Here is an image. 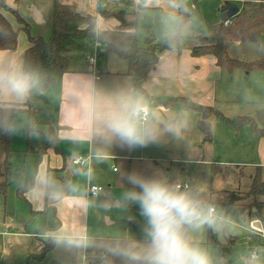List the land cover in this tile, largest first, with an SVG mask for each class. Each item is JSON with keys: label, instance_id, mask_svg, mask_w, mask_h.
I'll return each mask as SVG.
<instances>
[{"label": "crops", "instance_id": "1", "mask_svg": "<svg viewBox=\"0 0 264 264\" xmlns=\"http://www.w3.org/2000/svg\"><path fill=\"white\" fill-rule=\"evenodd\" d=\"M56 1L19 0L16 5L15 0H6V4L18 10L21 19L29 25L31 35L49 39L52 35ZM130 1L135 3L136 8L139 9L148 6H145L142 0ZM157 1L160 4L161 1L167 0ZM225 1L230 5L235 2L244 5L247 0ZM59 2L63 5L75 6L83 15L96 17V29L102 31L115 30L119 22L114 17L104 18L101 12L137 14L139 16V11H121L127 0H59ZM238 10L241 11V9ZM0 12L6 17L12 29L19 32L16 50L0 51V71L23 72L24 56L31 47L29 36L23 30L24 25L19 19L1 7V0ZM184 37L183 44L186 45L184 51L181 53L175 50L163 52L160 55L159 63L151 71L141 90L137 89L135 79L126 75L129 67L126 60L116 54L121 60L103 58L105 48L98 49L95 54V43H91L87 39H71L66 43L63 56L67 62V72L58 75L55 83L43 93L47 109L39 118L41 121H46L47 127H52L48 132L51 133L53 139L52 147L47 152L44 151V154L40 152L46 141L45 132L42 129L30 132L27 128L28 116L26 114L18 115L13 123L12 141L15 140L17 125H22L23 130L28 133V149L23 153L37 154L40 158L38 162L40 168L36 179L34 178L30 185L27 184L26 187H20L16 191L17 198L25 200L30 206L26 216L32 224L29 225V222L28 226H15L16 215L8 216L4 208L0 222V234L4 237L3 248L0 252L2 264H9V260L10 264H32L31 261H27L29 257H34L35 260H39L38 262H44L46 258L51 259L58 249L56 243L53 250L43 257L41 254L46 246L45 242L53 239L56 234H84L88 237L86 234L88 226L82 219L85 218V212L88 213L89 203L101 196L97 198L89 196V186L102 187L103 185L100 184L108 186L102 195L104 194L112 203L119 205L117 199H114L112 188L114 186L116 188L117 186L127 187L128 183L125 177L136 169L160 170L159 162L165 164L160 159L161 154L163 156L166 152L171 154V151L177 148L182 153L189 151L191 154L197 153L203 156V142L212 141L213 137L211 140H206L205 134L198 127L201 121L210 124V131L220 121L233 131L234 148L232 153L227 159L219 160V164L227 166L235 173L238 172V176L248 177L251 183L250 190H252L256 179L260 178L264 181V129L258 122L260 113L264 111V70L247 71L241 67L228 70L221 68L214 56L193 57L192 49L196 46L193 44L194 46L191 48L187 45L189 44L187 41L193 38ZM242 45L250 46L251 44L236 43L234 46ZM164 55L166 56L162 60ZM232 58L245 63L264 60V58L252 61H248L246 57L244 59ZM101 59L102 62H100ZM92 60H94V69L91 70L89 66H91ZM117 65L119 69L114 70ZM237 70L245 72L243 85L251 86L250 92L244 95V103H237V96L240 95V92L235 88L219 90L217 84L219 77L222 76L220 72L226 71L233 77ZM237 85L242 84L239 82ZM29 95L26 98H17L7 89L0 88V108H6L8 104H24ZM124 96L139 98L148 108L150 114L147 123L155 130V142L144 147L129 149L118 147L115 143H108L104 140L96 116L114 106ZM241 104L245 105V108H241ZM197 108L210 109L212 110L210 112H217L228 120L238 117L247 118L252 121L253 126L231 125L217 117L216 114L206 119ZM169 125L180 126L179 135L169 132L167 130ZM25 135L23 134V137ZM19 139L22 140V137L20 136ZM11 155L13 158V151H11ZM89 156L86 168L79 169L72 165L73 159ZM116 162H119L123 173L118 175L115 181H111L106 177V173L111 170L113 173L116 172ZM0 167H2L1 161ZM67 169L74 170L71 171L74 174L68 176L69 180H72L71 188L69 187V193L65 195V187H63V196L59 198V202H55V197L49 192L52 176L57 174V178L58 174L66 173ZM84 172H87V175L80 176ZM8 173L4 172L3 167L1 168L0 183L7 180ZM245 173H249V176ZM20 189H27L22 193L23 196L19 193ZM8 190L7 186L5 195L0 194V198L5 199V205ZM255 196L260 197L259 202L262 204L260 208L253 207L249 212L238 211L242 213L248 226L252 219L259 218L264 230L262 216L264 195ZM226 197L227 205L233 208L229 202L230 196ZM40 215L45 218L44 226L40 225V220L39 225L36 224ZM52 216L55 221L52 220ZM106 218L109 224H113L109 217L106 216ZM65 224L68 226L66 227ZM252 235L256 239H264V236ZM96 239L100 238L94 240ZM91 248H80L85 255L84 259L89 263L93 261L88 259ZM66 249L59 246V264H68L62 261L64 258L60 256V253ZM102 264L110 263L103 260Z\"/></svg>", "mask_w": 264, "mask_h": 264}, {"label": "rangeland", "instance_id": "2", "mask_svg": "<svg viewBox=\"0 0 264 264\" xmlns=\"http://www.w3.org/2000/svg\"><path fill=\"white\" fill-rule=\"evenodd\" d=\"M179 1L195 11L193 18L183 28L184 36L189 38L199 36L207 39H214L218 36V31L223 24V11L229 6L225 0ZM249 1L250 0H247V2ZM251 1L253 2V0ZM158 2L159 1L157 0H152V3L148 4L147 8L139 9L136 8L135 3L127 0L121 9V11L126 12L139 11L138 36L143 45L147 44L148 37L155 38L157 42L163 43L166 41L169 34H175L179 29V6L177 3L174 0L161 1L160 4ZM231 4L236 6L238 9H241V11L244 6L243 3L240 2ZM8 13L15 16L12 12ZM190 40L187 41L189 44L186 43L189 45L188 47L192 48L194 46L193 44H195V46L200 44L197 39ZM103 52V58L121 60L113 53L106 50ZM230 54L232 57L240 59H244L246 57L248 61L257 59L261 60L264 58V36L260 44L257 45L233 46L232 49H230ZM165 56L166 55L162 57V60H164ZM100 62H102V59ZM115 67L116 68L114 70L119 69L118 65ZM220 74H222V76H220L217 81L219 90L221 88H235L240 92V95L237 96V103H244V95L249 93L251 89V86L243 85L245 72L237 70L235 71L233 77H231L226 71L220 72ZM239 82L242 85H237ZM25 103L23 104L22 109L30 112L32 103ZM240 106L241 108H245V105L243 104ZM213 119L216 121L215 118ZM49 128L51 129L52 127H47L46 121L36 122L34 126V129H42V131L45 132V135H43L46 141L44 147L42 148L45 152L52 147L51 143L53 139L51 133H48ZM232 132V129H228V127L220 121L218 122V125L216 124L211 129V137H213V140L203 142V156H200L197 153L191 154L189 151L182 153L176 148L171 151V154H169V152H166L164 156L161 154L160 159H162L165 164L159 162L158 168H160V170L154 171L152 169L144 168L145 170L136 169L134 172L146 178L159 179L165 184H170V186L173 187H176L177 185H188L190 190L184 189L182 192L187 191L191 195L200 196L204 194L203 199L208 202H206V205H211L216 209L217 228L214 229L205 226L200 230L191 231L190 237L193 241L198 243L200 247L208 251L210 256L213 258L214 264H221L222 260L219 257L217 246L210 244V229H212V231L217 235L219 241L222 243H224L228 237H233L237 240V246L230 258L225 261V264H247L253 250H256L258 253L259 260L257 261V264H264V239L259 240L253 237L252 233L247 229L248 225L246 219H244L242 213L240 212H249V210L253 207L260 208L262 205L259 202L260 197L255 196V194L251 192V183L249 182L248 177L238 176V172L235 173L227 166L218 163L219 160L227 159L229 154L232 153L234 148ZM23 134L26 135L23 137ZM14 136L15 140L12 141L13 143L11 147V151L14 152V155L10 161V171L9 173L7 172L9 190L6 196V205L4 203L5 199L3 197L0 198V222L5 208L8 216H13L14 214L16 215L17 219H15V226H28L30 221L27 220L28 217L26 214L29 212L30 206L25 200L17 198L16 191L20 187L24 188L27 184L30 185L32 180L34 178L36 179L37 172H39L40 168L38 166L40 158L34 153H23L28 149V133L23 130L22 125H17ZM20 136L22 137V140L19 139ZM115 167L117 168L116 172L113 173L111 170L106 173V177L111 181H115V179L118 178V175H122L123 173V169L121 168L119 162H116ZM1 168L2 167H0V171ZM69 169L66 170V173H61V175L58 174L59 178H56L57 174L52 176L49 189L50 193L53 190L62 191V193H64L63 187H65V195L69 193V187L71 188L70 184L72 180H69L68 176L70 174H74V172L71 173V171L74 170ZM245 174L249 176V173ZM85 175H87V172H84L80 176ZM240 175L243 176V174ZM100 185H103L102 187L104 189L108 187L104 186V184ZM130 187L131 186L129 184L127 187L117 186L116 188L114 186L112 188V191H114V199H117V202L120 201L122 194ZM39 191L40 190L38 189L37 192L39 193ZM226 196H230L229 202L236 210L227 205L228 201ZM54 201L59 202V198H55ZM87 210L88 213L85 212V218L82 219L84 224L88 226V232L86 233L89 238L88 245L86 246L87 248L92 247L95 238L128 240L125 243H122L123 247L132 244L140 245L144 242L145 237L142 232L144 218L140 215L138 206L132 205L125 207L122 203L117 205L107 199V196L101 194L99 199L92 200L89 203V208ZM74 212L76 213V211ZM106 216L111 219L113 224L108 223ZM262 216L264 219V212L262 213ZM39 220L40 225L42 224V226H44L45 218L40 215L38 221L36 222L37 225H39ZM52 220H54L53 216ZM135 223L138 224L136 228H134ZM31 224L32 223L30 222L29 225ZM65 226L67 227L68 225L65 224ZM77 227H79V225H77ZM3 239L4 237L0 234V252L3 248ZM49 241L50 239L45 242L46 245ZM56 247H58V249L51 259L46 258V261L38 262L39 260H35L34 257H29L27 258V261H31L32 264H59V245ZM91 254L93 253L89 252L88 259L93 260V255ZM60 256L64 258L62 261L68 264L71 262L72 264H87L84 259L85 255L82 249H66L60 253ZM102 262L103 258L99 264H102ZM109 263L111 264L112 262L109 261ZM0 264H2L1 259Z\"/></svg>", "mask_w": 264, "mask_h": 264}, {"label": "trees", "instance_id": "3", "mask_svg": "<svg viewBox=\"0 0 264 264\" xmlns=\"http://www.w3.org/2000/svg\"><path fill=\"white\" fill-rule=\"evenodd\" d=\"M179 6V29L175 34H170L163 43L157 42L154 38L148 37L147 44L143 45L138 36V16L137 14H125L114 12H101L104 18L114 17L119 25L115 30L102 31L96 29V17L81 14L75 6L63 5L56 1L53 12V29L49 39L42 36H33L30 33L29 25L21 19L18 10L9 7L6 0H1V7L8 12L15 14V17L24 25L29 36L31 47L27 50L23 60V72L35 73L39 80L37 88L33 89L25 104L32 103L31 111H25L23 104H8L6 108H0V161L4 172L7 173L10 167L11 143L13 134V123L20 114L28 115L27 128L30 132L35 131L36 122H41L39 116L46 112L47 105L44 104L43 93L55 83L57 76L67 72V62L63 56L66 43L73 40H88L91 43H100L102 48L108 52L118 55L129 64L127 76L135 79L137 89H142L149 74L159 63L160 55L165 51L183 52L186 45L183 34L184 26L193 18L195 11L185 6L181 1L174 0ZM19 0H15L18 5ZM247 4V5H246ZM231 25L225 27L224 24L218 31V36L214 39L196 38L200 44L192 49L193 57L214 56L221 68L233 70L243 68L247 71L264 70V60L245 63L230 56V49L236 43L258 44L264 36V0H250L245 2L240 11L231 21ZM19 32L12 29L6 17L0 12V51H14L17 49ZM195 39V38H193ZM30 110V109H29ZM206 119L217 115L220 119L231 125L244 126L251 125L252 121L247 118H235L228 120L217 112L206 108H197ZM44 149L40 152L44 154ZM257 180V181H256ZM252 186L255 195H264V181L256 179ZM170 185V184H168ZM8 186L7 180L0 183V194L5 195ZM27 189H20L19 193ZM204 204V194L192 195ZM209 241L217 246L219 257L227 261L232 255L237 240L228 237L225 243H221L216 234L209 230ZM124 239H96L89 252L93 253L95 264L101 260L111 261L113 264H127L126 260L117 255V250L122 248ZM55 243L53 239L43 248L41 257L53 250ZM111 248L114 256H105L101 248Z\"/></svg>", "mask_w": 264, "mask_h": 264}, {"label": "clouds", "instance_id": "4", "mask_svg": "<svg viewBox=\"0 0 264 264\" xmlns=\"http://www.w3.org/2000/svg\"><path fill=\"white\" fill-rule=\"evenodd\" d=\"M144 5L152 0H143ZM39 85L35 73L0 71V88H5L17 98H26ZM146 106L133 96L121 97L109 109L100 112L96 120L106 142L118 147L133 149L155 142V130L146 121ZM167 130L179 135L180 126L169 125ZM131 186L118 203L125 207L136 205L144 218L142 244L127 245L117 250L127 264H214L207 250L190 237V232L205 226L217 228L216 209L193 197L187 191L165 184L154 178H146L135 172L125 177ZM55 198L62 191L50 193ZM54 243L67 249H80L88 245L84 234H61L53 237ZM254 251L247 264H257Z\"/></svg>", "mask_w": 264, "mask_h": 264}, {"label": "built area", "instance_id": "5", "mask_svg": "<svg viewBox=\"0 0 264 264\" xmlns=\"http://www.w3.org/2000/svg\"><path fill=\"white\" fill-rule=\"evenodd\" d=\"M232 20L227 21L226 23H224L225 27L231 25ZM102 45L100 43H95V54L97 53L98 49H101ZM94 60H92L91 62V66H89V68L92 70L94 69ZM148 110V108H147ZM149 110L147 111V114L145 116L146 121H148L149 118ZM262 128L264 129V124L262 125ZM90 156L89 157H78L72 160V165L79 168V169H84L86 168L88 162H89ZM175 188H177L179 191L182 190H190V187L188 185H177ZM89 192V196L93 197V198H97L99 197L103 192H104V188L99 187V186H89L88 189ZM248 229L250 230V232L254 235H259V236H264V230L262 229L261 226V221L259 218H254L249 222V226ZM256 252V250H253V252ZM258 255V253H257ZM86 261V260H85ZM87 264H95L94 262H90Z\"/></svg>", "mask_w": 264, "mask_h": 264}, {"label": "water", "instance_id": "6", "mask_svg": "<svg viewBox=\"0 0 264 264\" xmlns=\"http://www.w3.org/2000/svg\"><path fill=\"white\" fill-rule=\"evenodd\" d=\"M239 13V10L236 6L234 5H230L224 9L223 11V15H222V21L223 23H226L229 20H232L237 14ZM264 119V111H262L258 117V122L260 124H264V122H262V120ZM198 127L201 129V131L205 134L206 136V140H211V131H210V124L208 122L205 121H201L198 124ZM138 226L137 223L134 224V228H136ZM101 251L106 255V256H114L113 253H111V248H101ZM221 264H225V260H222Z\"/></svg>", "mask_w": 264, "mask_h": 264}]
</instances>
